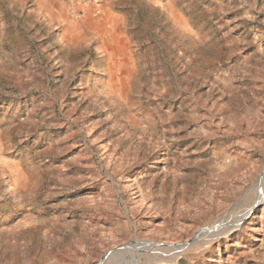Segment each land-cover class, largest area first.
Listing matches in <instances>:
<instances>
[{
  "label": "rangeland",
  "instance_id": "rangeland-1",
  "mask_svg": "<svg viewBox=\"0 0 264 264\" xmlns=\"http://www.w3.org/2000/svg\"><path fill=\"white\" fill-rule=\"evenodd\" d=\"M32 2L0 0V264H264V0Z\"/></svg>",
  "mask_w": 264,
  "mask_h": 264
},
{
  "label": "crops",
  "instance_id": "crops-1",
  "mask_svg": "<svg viewBox=\"0 0 264 264\" xmlns=\"http://www.w3.org/2000/svg\"><path fill=\"white\" fill-rule=\"evenodd\" d=\"M21 4H25V0H18ZM33 11L43 19L49 26L56 25L57 17L64 16L71 8L74 11L76 6L79 7L81 0H32ZM98 1V0H94ZM76 6H75V5ZM92 3L83 4L86 10H90ZM74 13V12H73ZM69 26L73 24L70 20Z\"/></svg>",
  "mask_w": 264,
  "mask_h": 264
},
{
  "label": "water",
  "instance_id": "water-1",
  "mask_svg": "<svg viewBox=\"0 0 264 264\" xmlns=\"http://www.w3.org/2000/svg\"><path fill=\"white\" fill-rule=\"evenodd\" d=\"M188 244H189V243H188ZM188 244L186 243V244L178 245V246L176 247V249H177L178 251H181V250H183ZM122 250H123V248L114 250L113 252L109 253L105 259H107L109 256H111V255L114 254V253H119V252L122 251Z\"/></svg>",
  "mask_w": 264,
  "mask_h": 264
},
{
  "label": "bare ground",
  "instance_id": "bare-ground-1",
  "mask_svg": "<svg viewBox=\"0 0 264 264\" xmlns=\"http://www.w3.org/2000/svg\"><path fill=\"white\" fill-rule=\"evenodd\" d=\"M263 179H264V177H263ZM258 195H259V197H260V196H263V193H260V192H259ZM259 199H261V197H260ZM255 202H256V201H255ZM205 235H207V233H205ZM176 251H177V250H176Z\"/></svg>",
  "mask_w": 264,
  "mask_h": 264
},
{
  "label": "built area",
  "instance_id": "built-area-1",
  "mask_svg": "<svg viewBox=\"0 0 264 264\" xmlns=\"http://www.w3.org/2000/svg\"><path fill=\"white\" fill-rule=\"evenodd\" d=\"M84 1H92V0H84Z\"/></svg>",
  "mask_w": 264,
  "mask_h": 264
}]
</instances>
